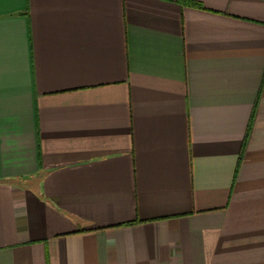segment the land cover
I'll return each mask as SVG.
<instances>
[{
    "label": "crops",
    "instance_id": "0c3cea01",
    "mask_svg": "<svg viewBox=\"0 0 264 264\" xmlns=\"http://www.w3.org/2000/svg\"><path fill=\"white\" fill-rule=\"evenodd\" d=\"M0 264H264V0H0Z\"/></svg>",
    "mask_w": 264,
    "mask_h": 264
}]
</instances>
